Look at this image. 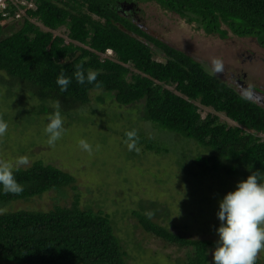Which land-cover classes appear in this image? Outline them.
<instances>
[{"label": "trees", "instance_id": "trees-1", "mask_svg": "<svg viewBox=\"0 0 264 264\" xmlns=\"http://www.w3.org/2000/svg\"><path fill=\"white\" fill-rule=\"evenodd\" d=\"M144 1L197 23L206 33L253 36L264 47V0H34L35 9L27 14L39 23L26 17L3 22L0 14V84L19 85L39 101L58 102L63 114L86 102L92 89H104L121 105L140 101L142 117L157 129L189 138L207 150L192 157L200 171L221 169L245 177L259 170L264 179V106L187 53L143 30L137 20L138 4ZM60 26L66 39L53 32ZM150 44L162 53L161 59L154 58ZM107 48L112 51L109 55L104 54ZM76 66L97 71L96 81L77 83L72 77ZM61 68L72 77L62 92L55 83ZM198 105L214 112L201 115ZM48 109L40 107L42 112ZM218 113L233 124L220 120ZM134 139L144 149L168 150L143 135ZM12 169L23 190H0V205L74 180L69 172L39 159ZM151 204L156 211L133 210L140 226L167 242L189 247L187 259L179 264H208L207 248L215 246L216 239L173 232L151 218L167 214V208L155 201ZM125 259L109 215L79 207L76 195L68 206L0 212V262L126 264Z\"/></svg>", "mask_w": 264, "mask_h": 264}, {"label": "rangeland", "instance_id": "rangeland-1", "mask_svg": "<svg viewBox=\"0 0 264 264\" xmlns=\"http://www.w3.org/2000/svg\"><path fill=\"white\" fill-rule=\"evenodd\" d=\"M138 5L141 13L137 22L143 30L187 53L240 94L264 106V50L255 38L229 31L227 36L220 37L204 32L197 23L187 22L154 1ZM53 32L66 39L63 26ZM150 47L154 58L161 59L162 53L152 44ZM214 58L222 61L219 71L214 68ZM242 72L245 81L257 85L260 92L254 90V94L248 95L242 90L236 81L237 74L241 76ZM55 105L50 100L39 101L19 85L0 84V121L6 124L0 134V161L14 168L26 167L39 159L74 177L71 183L58 189L11 199L0 205V212L68 206L76 195L79 207L99 209L109 215L114 233L126 251V264H179L177 261L187 259L189 247L145 231L136 220L133 210L146 211L148 207L156 211L151 201L168 210L167 214H153L152 220L173 232L188 238H217V201L244 176L221 169L200 171L192 157L207 154L206 149L189 138L157 129L142 117L140 101L121 105L101 88L90 90L86 102L68 114L62 113L64 130L49 144L44 127ZM41 106L49 108L48 111H40ZM198 109L201 115L214 112L202 105ZM218 116L233 124L222 113ZM131 130H135V137L153 139L167 152L144 149L134 136L127 135ZM81 139L88 142L90 150L81 147ZM213 247L207 248L208 264H212ZM256 257L258 264H264V248Z\"/></svg>", "mask_w": 264, "mask_h": 264}, {"label": "clouds", "instance_id": "clouds-1", "mask_svg": "<svg viewBox=\"0 0 264 264\" xmlns=\"http://www.w3.org/2000/svg\"><path fill=\"white\" fill-rule=\"evenodd\" d=\"M213 64L216 71L222 69L219 58H214ZM97 75V71L85 72L80 66H76L72 73V77L80 84L96 81ZM72 77L66 75L63 68L58 72L55 83L61 92L68 87ZM5 128L6 124L0 121V134H3ZM63 130L64 118L57 102L44 127L48 143H54ZM127 135L134 136L135 130L129 131ZM79 143L83 149L90 150L87 141L81 139ZM261 175L259 170L249 171L217 201L215 214L219 223L215 228V246L211 250L212 264H255L257 252L264 248V179H261ZM0 190L16 193L23 190L11 165L5 161H0Z\"/></svg>", "mask_w": 264, "mask_h": 264}, {"label": "built area", "instance_id": "built-area-1", "mask_svg": "<svg viewBox=\"0 0 264 264\" xmlns=\"http://www.w3.org/2000/svg\"><path fill=\"white\" fill-rule=\"evenodd\" d=\"M30 9H35L34 0H0V14L3 17V22L18 21L22 17L38 23L33 17L27 14ZM110 48L105 50L104 54H111Z\"/></svg>", "mask_w": 264, "mask_h": 264}, {"label": "flooded vegetation", "instance_id": "flooded-vegetation-1", "mask_svg": "<svg viewBox=\"0 0 264 264\" xmlns=\"http://www.w3.org/2000/svg\"><path fill=\"white\" fill-rule=\"evenodd\" d=\"M250 37H253V36H250ZM253 38H255V37H253ZM255 41H256V43H258L257 42V40H256V38H255ZM260 47H262V46H260ZM262 49L264 50V47H262ZM238 74H240V73H238ZM237 74V76H236V81H237V83H239L238 85H240L241 87H242V90L246 93V94H248V95H251V94H254V90L255 91H259L260 92V90L259 89H256L258 86L257 85H255V84H253V83H251V82H246L245 80V77H246V75H245V73L244 72H242V74H241V76L240 75H238ZM263 93H264V91H263ZM260 98V97H259ZM261 99V98H260Z\"/></svg>", "mask_w": 264, "mask_h": 264}]
</instances>
